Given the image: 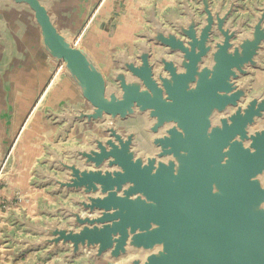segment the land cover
I'll use <instances>...</instances> for the list:
<instances>
[{"label":"water","instance_id":"95a60500","mask_svg":"<svg viewBox=\"0 0 264 264\" xmlns=\"http://www.w3.org/2000/svg\"><path fill=\"white\" fill-rule=\"evenodd\" d=\"M52 1L0 0L38 28L50 83L65 73L87 104L50 113L57 138L75 128L79 141L48 149L38 181L57 201L28 222L33 236L11 237L19 255L68 250L71 260L87 249L118 261L143 254L119 264H264V89L254 88L264 0H178L165 20L151 18L135 52L115 54L109 75L82 43L96 13L71 34ZM141 115L154 153L119 126Z\"/></svg>","mask_w":264,"mask_h":264},{"label":"crops","instance_id":"0c3cea01","mask_svg":"<svg viewBox=\"0 0 264 264\" xmlns=\"http://www.w3.org/2000/svg\"><path fill=\"white\" fill-rule=\"evenodd\" d=\"M51 5L60 27L71 34L79 33L96 13L82 43L109 75L118 67L115 54L124 49L135 52L151 18L165 20V13L177 9L178 0H53ZM0 23V167L12 151L0 184V199L10 206L0 231V264H16L20 255L11 237L33 236L28 222L43 219L44 209L54 202L49 187L38 181L48 149L79 141L75 128L66 141L57 138L60 124L50 113L87 104L65 73L59 72L50 83L54 62L28 12L0 9ZM254 77V88L264 89V69H256Z\"/></svg>","mask_w":264,"mask_h":264},{"label":"rangeland","instance_id":"374dc122","mask_svg":"<svg viewBox=\"0 0 264 264\" xmlns=\"http://www.w3.org/2000/svg\"><path fill=\"white\" fill-rule=\"evenodd\" d=\"M148 125L149 120L145 115H141L128 121L119 123L120 128L124 130L134 129L137 131V145L139 148L149 153H154L155 149L151 143V133L147 130ZM53 201L55 202L57 200L54 199ZM63 217L64 216H60L62 219ZM66 252H68V250H61L45 260L39 258L38 252H29L30 255L24 254L23 256H20L18 259L19 261H17L16 264H58V261L63 258L67 259L66 264H119L121 261L131 262L136 257H143L141 252L134 251L122 256L118 261L109 257L108 254L103 255L101 258H97L95 256L93 257L92 250L84 249L82 253L70 260L65 255ZM4 259L6 261L9 260L7 257H4ZM10 260L15 261L17 259L11 258Z\"/></svg>","mask_w":264,"mask_h":264},{"label":"built area","instance_id":"2783aa9c","mask_svg":"<svg viewBox=\"0 0 264 264\" xmlns=\"http://www.w3.org/2000/svg\"><path fill=\"white\" fill-rule=\"evenodd\" d=\"M11 152H9L8 156L6 157L5 161L3 162L2 166L0 167V184H1V181H2V177L4 176L5 174V169H6V166L8 164V161H9V158L11 156ZM9 205L2 201L0 199V231H1V227H2V224H3V218H4V213L7 209H9Z\"/></svg>","mask_w":264,"mask_h":264}]
</instances>
